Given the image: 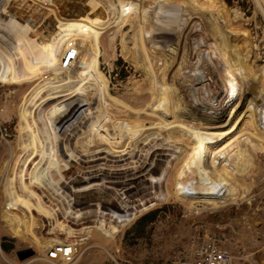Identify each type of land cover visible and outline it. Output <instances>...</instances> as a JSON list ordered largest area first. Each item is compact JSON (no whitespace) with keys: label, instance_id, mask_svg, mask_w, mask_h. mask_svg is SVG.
I'll use <instances>...</instances> for the list:
<instances>
[{"label":"bare ground","instance_id":"6f19581e","mask_svg":"<svg viewBox=\"0 0 264 264\" xmlns=\"http://www.w3.org/2000/svg\"><path fill=\"white\" fill-rule=\"evenodd\" d=\"M45 1L39 5L38 0H0V83L38 80L18 109L17 155L0 168L3 218L11 233L45 254L48 247L64 242L53 239L47 245V240L37 236L33 210L52 218L56 206L66 214L91 217L93 223L84 225L76 242L69 243L76 246L89 240L92 233L113 238L143 210L131 212L127 199L141 203L150 198L152 189L156 190V201L171 197L187 201L183 197L190 193L215 200L209 206L188 200L190 208L196 210L236 202L245 192L231 178L232 173L248 147L253 152L263 151L264 96L260 92L264 91V77L263 81L257 78L250 44L241 47L249 39L235 36L245 30L230 26L223 1ZM256 1L264 12V0ZM40 20L49 23L40 29ZM111 25L118 29L129 26L133 32L131 38L122 36L121 44L125 58L144 76V91L134 102L112 99L100 68V38ZM128 41L133 47L126 46ZM70 48L76 54L64 67L63 55ZM225 87L230 93L223 95ZM52 89L55 91L48 93ZM236 93L245 94L243 102ZM109 100L123 112L112 121L105 113ZM208 100L212 104L208 111L197 112L195 107H203ZM239 104H243L242 113L233 116ZM241 116L246 120L241 122ZM240 122L243 127L221 142ZM63 125L73 133V146L68 137L63 142ZM153 135L173 144L165 146L173 148L169 153L175 163L172 192L158 189L156 179L149 174L161 162L159 177L163 176L169 163L168 153L159 149L161 141L153 138L148 142ZM94 141L104 143V149L91 151L87 146ZM120 147L128 152L114 155L112 150ZM77 148L84 161L116 166L118 161L131 160L138 163L140 172L124 184L109 182L113 180L111 172L79 166ZM125 148L120 151L124 153ZM198 151L202 156L187 161ZM70 162L78 166L67 176L65 167ZM74 207L79 208L68 211ZM58 224L70 237L72 229L62 221Z\"/></svg>","mask_w":264,"mask_h":264},{"label":"rangeland","instance_id":"374dc122","mask_svg":"<svg viewBox=\"0 0 264 264\" xmlns=\"http://www.w3.org/2000/svg\"><path fill=\"white\" fill-rule=\"evenodd\" d=\"M38 1L39 5H43L46 2L45 0ZM222 1L229 10L227 19L230 22V26L239 25L245 30V33L239 32L236 35L232 33V35L248 37L249 40L241 43V47L246 48L247 42L250 44L252 51L250 57L258 69L257 78L263 81L264 12L260 9L256 0ZM47 23L49 22L46 20H40L39 28L43 29ZM132 34L133 32L129 26H126L124 29H118L117 26L111 25L100 38V68L108 80L111 98L122 100L126 103L138 100V93L142 91L144 81V76L139 68L126 59L123 54L122 36L131 38ZM126 44L128 47H133L131 41H128ZM51 76L50 74L49 77ZM37 83L38 80L18 85L0 83V168L7 162L12 161L17 155L20 136V115L18 109L23 98ZM259 87L262 88V84H259ZM10 90L12 92L9 94ZM54 91V89L48 90V93ZM222 91L223 95L230 93L226 87ZM260 93L264 96V91ZM241 94L239 93L237 96L236 93L235 97L240 102H243L246 96L245 94ZM42 97H45V93L42 94ZM112 101L109 100L108 113L105 112L111 116V121L121 117L120 115L123 113L120 112L122 108L115 105ZM209 102L211 103L208 100L203 107H195L197 112L202 113L204 109V111H208L212 105ZM242 109L243 104H239L234 109L235 113L233 112V116L240 115ZM241 117L243 119L241 122L246 120V116ZM106 121L110 124L109 120L106 119ZM241 122L237 128L235 127L236 129L234 128L233 131H229L221 142L227 141L236 134L243 127ZM60 132L64 134L63 142L68 137V143L73 146L75 140L72 138L73 133L70 131V128H66L63 125ZM153 138L158 140L159 143L161 141L164 147H159V149L169 155L170 150L172 151L173 148L171 146L169 149L165 146L167 144L173 145L172 142L164 140L160 135L151 136L148 142H151ZM82 144L86 143L82 142ZM174 144L177 146L179 142H175ZM104 145V143L94 141L87 147L91 151H99L104 149ZM124 148L120 147L112 151L117 156L128 152L126 148L124 153L120 151ZM78 149H76V154H79L78 157L81 158L79 166L85 167L89 171L91 169L97 172L100 170L111 172L110 176L113 180L108 179L109 182L114 181L124 184L135 178L140 172V170L137 171L139 167L138 163L131 160L123 159L124 161H118L116 166H112L111 163L106 161L96 162L97 160H94L95 163L84 161V154L81 152V149ZM201 154L203 153L199 151L195 152L187 161L193 157L202 156ZM168 159L167 170L163 172L164 174L162 173L163 176L159 177L161 162L153 166L156 169V173L151 171L152 173L149 174L153 175L154 178L152 180L156 179L158 189H163L164 191L167 189V191L172 192L173 189L170 186V182L175 163L173 156L169 155ZM69 165L70 168H68ZM69 165L65 167L67 170L64 172L68 173L67 176L70 174V171L73 172V168L76 165L78 166L77 163L72 162ZM231 176L236 184L244 187L243 191L245 193H240L235 200L236 202L214 209H209V207L201 208L200 210L191 209L189 201L206 206L215 204L213 198H203L195 193H190L183 197V199H188L189 201L178 200L174 197L156 201V190L152 189L150 191V198L141 203L136 202V199H127V206L133 209L131 212L143 210L136 214L132 220L127 221L113 238H105L101 234L92 233L89 240L76 245L79 252L74 264H170L178 257L183 256L191 243L197 241L203 235L204 230H209L216 234V239L219 240L221 245L233 254V264H264V142L262 152H253L248 147L244 158L237 165L236 171ZM2 185L0 183V240L4 238L5 243L10 245V249L4 251L0 247V264H47L45 256L51 247H48L44 254L41 248L30 241L17 238L9 230L7 221L3 218L5 198L1 193ZM232 187L234 188V185ZM119 192L122 193L123 190ZM44 199L48 201V198L44 197ZM90 199L97 201L93 197ZM153 199L154 201H152ZM140 204H144V206ZM78 208L74 207L68 211L73 212L76 209L78 210ZM53 212L56 216L53 215L51 218L35 210L32 211L33 219H35L36 224L38 223L34 231H36L38 237L45 241L47 240V245L53 239H58L60 242L65 243H74L78 239L76 237L79 236L78 231L84 225L93 223L91 217L88 215L85 218H79L80 216L75 213L66 214V210H62L56 206L53 207ZM150 212H155L153 220L138 225L139 220ZM104 216L106 217V215ZM58 221H62L72 229L73 233L68 234L70 237L59 228L60 224H58ZM25 249H32L33 254L23 260H19L17 252Z\"/></svg>","mask_w":264,"mask_h":264},{"label":"built area","instance_id":"2783aa9c","mask_svg":"<svg viewBox=\"0 0 264 264\" xmlns=\"http://www.w3.org/2000/svg\"><path fill=\"white\" fill-rule=\"evenodd\" d=\"M75 54L74 48L65 52L64 67L68 66L69 60L73 59ZM216 237L211 231L204 230L203 235L191 243L186 253L170 264H233V254L224 248ZM77 247L65 242L52 246L46 254L47 264H73L78 257Z\"/></svg>","mask_w":264,"mask_h":264},{"label":"trees","instance_id":"16d2710c","mask_svg":"<svg viewBox=\"0 0 264 264\" xmlns=\"http://www.w3.org/2000/svg\"><path fill=\"white\" fill-rule=\"evenodd\" d=\"M229 2V0H226ZM155 212H150L147 216H143L139 222L138 225H142V223H146L147 221H152L154 218ZM0 247L4 250V251H8L10 249V245H7L5 243V239L1 238L0 240Z\"/></svg>","mask_w":264,"mask_h":264},{"label":"water","instance_id":"95a60500","mask_svg":"<svg viewBox=\"0 0 264 264\" xmlns=\"http://www.w3.org/2000/svg\"><path fill=\"white\" fill-rule=\"evenodd\" d=\"M33 254L32 249H25V250H20L17 252V257L19 260H23Z\"/></svg>","mask_w":264,"mask_h":264}]
</instances>
